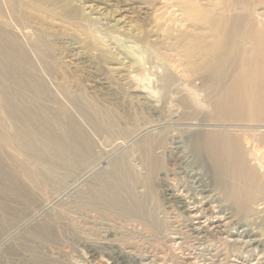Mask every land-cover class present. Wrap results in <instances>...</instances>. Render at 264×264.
Returning a JSON list of instances; mask_svg holds the SVG:
<instances>
[{
  "label": "rangeland",
  "instance_id": "rangeland-1",
  "mask_svg": "<svg viewBox=\"0 0 264 264\" xmlns=\"http://www.w3.org/2000/svg\"><path fill=\"white\" fill-rule=\"evenodd\" d=\"M195 121L255 126L224 132L255 175L197 156ZM259 126L264 0H0V264L264 261Z\"/></svg>",
  "mask_w": 264,
  "mask_h": 264
},
{
  "label": "bare ground",
  "instance_id": "bare-ground-1",
  "mask_svg": "<svg viewBox=\"0 0 264 264\" xmlns=\"http://www.w3.org/2000/svg\"><path fill=\"white\" fill-rule=\"evenodd\" d=\"M235 97L236 96L234 94H231V93L226 94L223 97L224 101L220 102L215 108L217 109V108H220L221 106H229V105L232 106V107L233 106L239 107V105L241 106V104L245 103V101L240 102L238 99L237 100L239 102H237ZM191 125L195 126V128H198V132H196L192 136V146H193V149H194L196 155L199 156L200 158L203 157L204 155H206L207 160L210 158L209 161L213 164L216 172H222L223 170H227V171H241L242 173H244L245 172V168H246V173H247L246 176H248L247 178H249V175L250 176L255 175V173H256L255 170L247 167L246 163H242L241 162V160H242L241 159V155H242L241 152L242 151L239 150V147H236L235 145H233V144H237L238 141L231 139V142H229L225 138V135L227 136V134L224 133V132H226V130L228 128H235V129H240L241 130V129H245V128H254L255 126H252L251 123L250 124H244V125H223V126L220 125L221 127H219V128H222V130H220L218 132H215V133H210V132L207 133V132L203 131V129H202L203 125H201L200 121H195V122L191 123ZM22 126H24V125H20L19 123H17V129L19 130L20 134L22 132V131H20ZM212 126H216L217 127L219 125H212ZM256 128H262V130H264V126H259V127H256ZM227 138H229V137L227 136ZM84 178H85V176H84ZM76 185H77V183H75L73 185L71 184V186L68 189H66L58 198H56L54 200L59 201V199H61L62 196L67 195L69 193V191H71V189H73V187H75ZM8 189H5L3 191L4 194H6L8 196L13 195L14 193L10 189L9 190ZM114 189L115 188L106 187V194L108 195L107 198L108 199H110L111 197H113V199L115 198V204L119 205L121 207V209H125L126 206H122L120 204L121 203L120 201H122V200L120 199V197H118L119 194L117 195ZM96 197L95 198L94 197H90V194L88 193V198L87 199H89V203L91 205L98 207L97 206ZM99 198H100V196L98 197V199ZM186 200H188V199H186ZM195 201H193V203H196V204L189 210V214H191L193 217H195V219L197 221V224H196V227H195L194 231L198 234V236L200 235L201 238H204L208 234L215 235V234H217L219 232V230L221 231L222 230L221 228L223 227V224L221 222L222 220H215V221H210V222H207V221L206 222H201V220L203 219L204 215L206 216V214H212L211 210L209 209V207H211V206L208 207L207 206V202H205L206 203L205 204L202 201L201 202H195ZM47 206H45V208ZM183 208H186V207L184 206ZM211 208L215 209V207H211ZM207 217H208V215H207ZM38 235H42V234H38ZM240 264H251V263H248V262L244 263V262L241 261ZM254 264H264V261L260 260V259H257Z\"/></svg>",
  "mask_w": 264,
  "mask_h": 264
}]
</instances>
